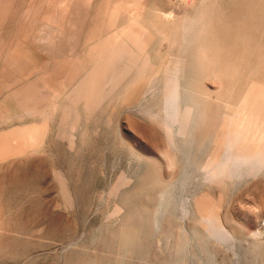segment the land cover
<instances>
[{"label": "rangeland", "instance_id": "374dc122", "mask_svg": "<svg viewBox=\"0 0 264 264\" xmlns=\"http://www.w3.org/2000/svg\"><path fill=\"white\" fill-rule=\"evenodd\" d=\"M54 1L1 11L0 46L25 52L24 77L60 66L72 82L43 118L3 102L0 139L45 133L0 161V264H264V0H87L72 54L16 46L13 26L31 33ZM89 40L124 56L73 101ZM171 88L188 122L170 138Z\"/></svg>", "mask_w": 264, "mask_h": 264}, {"label": "bare ground", "instance_id": "6f19581e", "mask_svg": "<svg viewBox=\"0 0 264 264\" xmlns=\"http://www.w3.org/2000/svg\"><path fill=\"white\" fill-rule=\"evenodd\" d=\"M8 1L9 0H0V28L1 22L7 19V15H3L1 11L7 8ZM86 2L87 0H56L53 4H46L41 10H39V15H37V13L33 15L32 20L33 23L36 24L34 30L31 33L27 32L25 28V25H27L26 21H24L23 27H20L18 23H16L13 26L14 31L21 30L20 34L22 37L19 41L15 38H12V40L16 42V46L23 49H26L23 47L24 43L31 44L32 46H29L27 49L38 51L47 59H49L51 55L57 57L59 56V53L63 52L72 54L78 46L84 25L87 21L88 16L84 11L85 9L87 10ZM31 6L32 4L29 3L25 7L26 10L30 11L32 8ZM52 8H54V11ZM23 19H26L25 16ZM93 41L89 40L91 44L90 50L94 53L88 58L89 63L87 65L89 69L86 77L77 82L68 93V98H71L73 101L80 98L81 91L84 87L92 82H96L97 79L100 80L101 76L109 74L113 64L112 61H114L115 58L120 59L124 56L122 55L125 52L122 48L123 44H121L122 47L120 46V53H116L114 51L116 43H111L110 41ZM0 49V58L3 59L1 64L2 67L0 69V115L10 111L8 106L3 103L6 98L11 100V105H14L16 107L15 109L28 116L39 115L43 118L47 116V113L54 112L57 107L56 99L63 94L61 91L63 89L65 90L72 82V79L69 82L67 80L64 83L57 82L59 75L64 74L63 68L57 66L54 73L52 70L48 71L44 69L43 74H45L46 77L43 80L25 78L24 74L30 75L34 73L30 71L26 55L24 54L25 50L23 51L24 53L21 54L13 49L4 50L2 46H0ZM60 81H63V79H60ZM175 91V89H172V94L167 97L164 110L166 133L170 138L174 136L175 127L180 128L183 123L185 126L188 122V119L184 117L185 113H182L179 108ZM4 123L8 122L6 121ZM44 124L45 123H42V125L28 124L22 127L18 126L19 128L14 127L11 129V131L16 130L14 131V134H10L7 139H0V161L21 155L27 149H38L45 133L43 131ZM180 131L181 130H179V132ZM21 163L20 165H22ZM219 177H221L220 173L215 172L214 178L219 179ZM186 210L188 209H185V214L187 213Z\"/></svg>", "mask_w": 264, "mask_h": 264}]
</instances>
